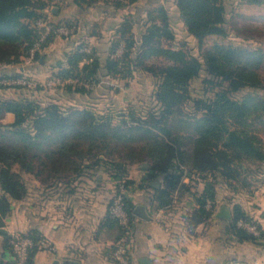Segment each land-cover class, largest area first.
Instances as JSON below:
<instances>
[{"label": "trees", "instance_id": "obj_1", "mask_svg": "<svg viewBox=\"0 0 264 264\" xmlns=\"http://www.w3.org/2000/svg\"><path fill=\"white\" fill-rule=\"evenodd\" d=\"M80 6L95 0H77ZM139 0H113L117 8L133 6ZM261 4L262 0H248ZM187 32L202 50L211 36L227 37L229 10L224 0H174ZM44 0H0V64L18 65L29 57L41 36L37 22L47 15ZM138 27V29H136ZM142 31H139L141 30ZM79 25L72 38L79 33ZM121 37L113 41L110 57L102 61L94 53L82 51L88 41L66 55L55 77L97 84L102 76L132 77L136 71L150 73L157 80L156 105L146 112H99L93 107L43 105L30 98L0 97V218H6L15 200L27 195L23 173L34 174L45 184L69 182L86 171L106 167L113 177L124 179L131 165L150 164V178L163 176L165 186L157 190L154 203L167 209L173 193L182 184L186 171L220 174L243 187H250L248 176L258 171L249 165L264 163V49H250L215 43L200 57L184 49L164 45L174 40L169 13L161 5L146 11V17L128 18L120 28ZM56 35H49L33 62L45 59L43 50ZM125 43V44H124ZM123 47L122 55H117ZM153 59L166 62L162 67L149 64ZM84 63V64H83ZM83 64V65H82ZM205 72L208 85L218 86L213 93L192 99L191 82ZM23 77L0 75V81ZM25 77V76H24ZM0 89L9 88L0 84ZM18 89L22 88L16 86ZM68 92L90 94L93 88L66 83ZM15 88V86H14ZM247 91L239 97L240 93ZM193 102L191 111L186 107ZM13 123H3L7 114ZM249 164V165H246ZM127 187L130 185L126 181ZM208 201L212 208L208 209ZM112 202V201H111ZM199 207L190 217L194 226L208 222L216 209V189L208 184L198 197ZM126 210L134 220V204L126 199ZM239 222L257 225L260 235L238 226ZM108 223L119 221L108 216ZM2 225V221L0 223ZM230 233L239 242H257L263 237L260 225L241 206L233 208ZM33 240L29 264L43 239L35 232L23 234ZM12 237L8 247L12 251ZM115 251V247L111 253ZM13 252V251H12Z\"/></svg>", "mask_w": 264, "mask_h": 264}, {"label": "crops", "instance_id": "obj_2", "mask_svg": "<svg viewBox=\"0 0 264 264\" xmlns=\"http://www.w3.org/2000/svg\"><path fill=\"white\" fill-rule=\"evenodd\" d=\"M44 1L48 6L43 13L59 23L62 7L56 0ZM111 1L95 0L90 6H80L77 0H72L70 15L74 14L79 33L72 38L57 36L42 51L45 59L39 62L29 63L25 58L22 63L14 65L18 74L30 76L36 84L44 83L45 89L51 92L49 98L44 90L31 91L35 93L33 96L9 87L0 89V93L8 96L7 91L10 90L13 91L10 98H30L43 105L62 101L71 103L77 99L75 103L65 105H89L99 112L111 113L119 109L126 112L124 102L127 100V89L119 85L121 76L100 77L90 94L68 92L63 87L51 89L48 86L49 79L59 71L67 53L76 47L79 39L85 38L92 45L93 53L104 62L110 57L113 41L121 37L120 28L128 18L139 19L143 11L160 3L165 4L168 0H139L133 6L121 8ZM12 68L0 70L7 73ZM141 74L146 72L136 71L132 80ZM5 120H8L7 124L13 123L14 114H7ZM251 166L258 171L248 176V188L220 174L186 171L182 180L186 187L179 186L174 191L173 203L167 209H158L154 203L157 190L165 186L164 177L151 179L153 172L149 170L148 163L130 166L124 179L130 182L127 199L135 206L129 243L131 264H140L143 258L154 264H264V163ZM22 176L28 189L26 197L15 200L9 215L0 218L3 225L0 226V264H13L14 261L7 238L30 232L47 239L54 247V251L39 249L34 264H116L111 259V253L122 230L118 224L108 223L109 207L118 180L113 177L112 171L101 166L69 182L47 184L34 174L23 173ZM208 184H213L216 189V209L208 222L194 226L189 217L199 207L198 197ZM236 205L241 206L260 225L263 237L259 241L241 243L230 233ZM137 207H144L148 218L135 214ZM224 208L230 210V218L223 216Z\"/></svg>", "mask_w": 264, "mask_h": 264}, {"label": "rangeland", "instance_id": "obj_3", "mask_svg": "<svg viewBox=\"0 0 264 264\" xmlns=\"http://www.w3.org/2000/svg\"><path fill=\"white\" fill-rule=\"evenodd\" d=\"M56 1H57V4H59L60 7H62V15H61V19L59 23H65L67 25H72L77 28V20L75 16H73L74 14L72 16L70 15L72 0H65V2H62L59 0H56ZM145 1L147 0H144L143 2ZM173 1L174 0L165 1V4L155 3L157 5L152 6L153 8H155V7L163 5L167 8L168 13H169V20H170L175 38L172 41H164L165 46L173 47L176 49H184L188 51L189 54L195 57L202 56L204 51H206L208 48L213 46L215 43L234 45L237 47H244V48H250V49H257V48L264 49V3H262V5H254L253 3H248V1L243 2L242 0H224V3L226 4L229 10L228 25H227L229 35L227 37L211 36L207 38L204 42V47L201 50L199 48L198 41L187 32L185 25L180 18L179 12L173 6L175 5ZM86 5L87 4H83V6H86ZM146 11L147 10L142 12V17L143 16L146 17ZM51 20L55 23H58L52 17H51ZM78 42L76 43V45H78ZM88 45H89L88 47L90 48L92 47V45L89 42H88ZM122 51L124 52V49ZM149 64L154 65L155 67H162L163 65H166V62L160 59H153L149 61ZM10 66L11 65L5 67L4 65H2L0 66V69L1 70L5 69L7 71L10 69ZM1 70H0L1 75L14 76L18 74V72L15 71V66H13V68L11 69L12 71H9L7 73ZM261 75L264 80V68L261 71ZM25 77L30 80L31 86L20 88L22 92H25L29 95L34 96L35 93L31 91L36 92L37 90H44V92L47 93L48 98H49V93L51 92L45 89L44 83L36 84V81L33 80L30 76L26 75ZM133 77L134 75L132 77L126 78V80L120 77V80H118L119 85L125 88V90L127 89V92L125 94L126 95L125 99L127 100L124 102L125 107L127 106L126 112H128L130 108L136 109L140 112H146L150 107H154L156 105L154 95L157 91V84H158L157 80L150 73L141 74L140 76L132 80ZM207 78L208 77H206V73L203 72L199 78H196L191 82L190 92H191L192 99H200V98H204L206 96L212 95L213 85H208V83L205 82V79ZM3 86L14 88V85L3 84ZM213 87H215V90H219L218 86H213ZM16 88L18 89V87L15 86V89ZM54 88L58 89L60 87L55 86V87H52L51 89H54ZM3 93L5 92L3 91ZM245 93H247V91L240 93L239 97H241ZM7 94L8 96L0 93V97L8 99L10 98V96H12L13 91L8 90ZM76 101L77 99L73 102L75 103ZM70 102L73 103L72 101ZM59 103L63 105H65V103L67 105L71 104L69 103V101L67 102L62 101ZM93 103L97 104L98 102H93ZM101 104H106V103L101 102ZM192 106H193V102L189 103L186 107L187 111H191ZM119 110L125 111L124 109H119ZM3 123L7 124L9 122L8 120H5L3 121ZM246 165H249V164H246ZM249 166L253 167L251 165ZM12 237H15V235ZM12 255L14 257L13 264H17L14 251L12 252Z\"/></svg>", "mask_w": 264, "mask_h": 264}, {"label": "built area", "instance_id": "obj_4", "mask_svg": "<svg viewBox=\"0 0 264 264\" xmlns=\"http://www.w3.org/2000/svg\"><path fill=\"white\" fill-rule=\"evenodd\" d=\"M38 28L42 30L41 36L37 43L34 45V48L31 50L29 57H27V61L32 63L35 60L36 54L38 51H41L43 43L49 37V35H56L62 37H70L74 35L76 31V27L72 25H67L65 23H55L51 20V16L47 15L45 18L39 20L37 22ZM123 47L119 49L117 55H122ZM83 52L92 55L93 51L90 47H84L82 49ZM66 83L69 84H79L83 85L88 89L94 88L96 84H88L81 82L77 79H68L67 81H63L58 77H51L48 81V86L55 87L61 86ZM0 84H8L20 87H28L31 86V82L26 77L15 78L10 80H2ZM127 185L125 179H118L116 186H115V193L112 198V202L109 207V216L113 219L119 221L120 225L123 228V233L117 242L115 251L113 252V261L116 264H131V258L129 256V243L130 237L132 233V224L129 214L126 210V192H127ZM207 208H212V202L208 201ZM238 226L244 227L248 229L251 233L256 236L260 235V231L257 225H252L249 223L239 222ZM12 249L15 254V258L17 260V264H29V252L34 245V242L31 238L23 236L21 234L15 235L11 239ZM39 249L54 251V247L47 239H41L38 242Z\"/></svg>", "mask_w": 264, "mask_h": 264}, {"label": "water", "instance_id": "obj_5", "mask_svg": "<svg viewBox=\"0 0 264 264\" xmlns=\"http://www.w3.org/2000/svg\"><path fill=\"white\" fill-rule=\"evenodd\" d=\"M223 216L230 218L231 217V213L230 210L227 208H224L222 210ZM135 214L140 215L141 217L148 218L147 214H146V210L144 207H137L135 210ZM262 243V242H261ZM140 264H154L151 260L147 259V258H143L140 260Z\"/></svg>", "mask_w": 264, "mask_h": 264}]
</instances>
